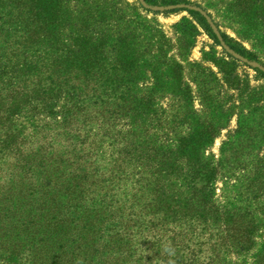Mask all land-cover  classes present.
<instances>
[{
  "label": "rangeland",
  "instance_id": "rangeland-1",
  "mask_svg": "<svg viewBox=\"0 0 264 264\" xmlns=\"http://www.w3.org/2000/svg\"><path fill=\"white\" fill-rule=\"evenodd\" d=\"M160 1L0 0L2 14L35 2L58 18V44L77 34L89 58L138 63L131 105L114 122L96 110L88 122L75 116L76 125L88 123L81 132L53 131V120L64 123L62 101L54 114L17 117L24 151L53 153L54 171L29 178L35 189L14 191L0 160V264H124L118 234L145 232L144 220L155 239L135 237L134 264L162 248L163 264H176L177 254L198 264H264V0H188L178 11ZM188 9L206 18L219 44ZM222 32L256 59L233 50ZM106 126L127 141L125 159ZM203 130L216 136L205 140ZM72 132L87 134L85 143ZM199 168L216 172L206 181ZM240 223L250 225L243 245Z\"/></svg>",
  "mask_w": 264,
  "mask_h": 264
},
{
  "label": "trees",
  "instance_id": "trees-1",
  "mask_svg": "<svg viewBox=\"0 0 264 264\" xmlns=\"http://www.w3.org/2000/svg\"><path fill=\"white\" fill-rule=\"evenodd\" d=\"M144 1L148 4L157 3V0ZM160 3L166 6H174L169 11H178L179 9L175 7L178 3L190 4L191 2L188 0H161ZM11 9L5 14L0 12V160L1 165L3 164L7 172L5 173L10 176L12 185L9 189L17 191L22 190V185H25L28 189H35L36 186L33 183L29 184V178L32 180L37 175L44 177L52 175L54 169L51 168L52 164L49 162L52 157L55 158L53 153L44 154L42 150H40L41 155L24 151L23 144L25 142H23L24 139L21 137L22 130H20L17 117L27 113L31 114L33 118L43 114H54L57 103L62 101L64 106L60 108H63L64 123L61 125L56 120H53L52 125L48 124L53 131L54 129H59L58 126H61V128L67 130L76 128L77 132H81V129H84L88 123L76 125L77 118L75 116L82 113L83 116H86L87 120L85 121L88 122L89 116H92L90 114L92 112L96 113V110L100 112L106 111L110 115V121L114 122L115 118L113 115L121 117L123 115L121 109L127 104L131 105L132 89L137 84L135 73L138 72V63L136 60L135 64L131 66L118 67L114 62H106L104 58L101 59L100 55L99 57L91 56L89 58L87 54L90 51L88 50L87 52L86 50V42L84 38H79L77 34L73 43L70 44V41H68L67 44H58V33L60 31L58 18H54L53 15V17L47 18V14L45 15L38 3L18 2ZM187 11L197 20L209 36L219 44L218 36L208 24L206 18L196 10L188 9ZM222 37L239 54L249 59H256L224 32H222ZM58 54L60 56L57 58ZM57 62L59 63L58 67H56ZM63 62H66L64 68L62 67ZM21 67H24V70ZM155 71H158V68L152 72L155 73ZM261 74L264 77V73ZM81 77L87 80H85L84 84L79 81ZM154 78H157V76H154ZM157 85H159L157 81L154 82V86L157 87ZM20 98L22 100H19ZM136 102L139 105L143 104L142 101ZM94 119H98V116H95ZM94 119H91V123ZM101 123L102 125L103 123L109 124V122L107 123V121L102 119ZM68 132L70 131L68 130ZM61 134L59 130L58 135L61 136ZM70 135L76 138L81 135L80 141L83 143L88 137L87 134H84L82 138L81 133L75 136L73 132ZM104 135L118 151L116 157H124L125 159L127 156V141L121 137V133L116 132L115 134L109 126H106ZM201 136L205 140L207 137L212 140L216 134L215 132L209 133L203 130ZM60 158L58 156L54 161H65ZM9 159L12 161H9ZM223 159L227 161L228 157L224 154ZM1 165L0 171L4 169H2ZM202 169L199 168L202 172V178L210 181V174L214 176L216 171L211 170L209 174L206 169ZM83 172L86 173L87 170ZM259 174L260 170L258 168L253 175L259 177ZM194 175L198 177L195 173ZM256 179L259 180V178ZM11 198V201H13V197ZM146 207L144 203L143 208ZM11 215L14 214L10 213ZM126 219L127 217L124 219L121 216L120 220H118L122 227L128 225L129 218L125 221ZM140 223L145 224L143 228L145 232L140 234V231L137 230V234L134 231L130 232L128 236L126 232L118 234L120 246L123 248V253L122 256H119V260L122 259L124 264L125 262L134 264L131 258L134 252L131 247L137 235L139 239L140 237L141 239L145 237V242H147L146 239L154 238L152 234H154L155 230H152L145 223V220ZM141 226V224L138 225V228ZM249 231L250 225L238 224L237 233L235 234V238L240 237L241 239L238 240V245L247 244ZM164 238L165 233L159 235L158 239L162 241V244ZM150 241L151 239L148 240V244H150ZM146 252L144 258L141 257L143 264H163L162 260L167 258V252L163 248L160 251L149 253L146 250ZM263 252L264 250L259 255L263 256ZM189 257L185 256V254L182 256L177 254L173 256L172 260L176 264H198V257ZM202 264H205V262H202ZM256 264H261L260 260Z\"/></svg>",
  "mask_w": 264,
  "mask_h": 264
},
{
  "label": "water",
  "instance_id": "water-1",
  "mask_svg": "<svg viewBox=\"0 0 264 264\" xmlns=\"http://www.w3.org/2000/svg\"><path fill=\"white\" fill-rule=\"evenodd\" d=\"M143 2V0H141ZM181 7H186V6H176V8H181Z\"/></svg>",
  "mask_w": 264,
  "mask_h": 264
}]
</instances>
